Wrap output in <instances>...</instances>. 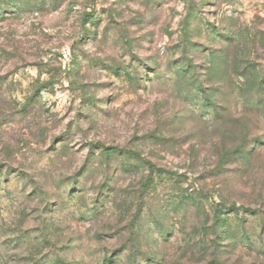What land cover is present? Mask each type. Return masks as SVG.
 I'll return each mask as SVG.
<instances>
[{"label": "rangeland", "instance_id": "rangeland-1", "mask_svg": "<svg viewBox=\"0 0 264 264\" xmlns=\"http://www.w3.org/2000/svg\"><path fill=\"white\" fill-rule=\"evenodd\" d=\"M0 264H264V0H0Z\"/></svg>", "mask_w": 264, "mask_h": 264}, {"label": "trees", "instance_id": "trees-1", "mask_svg": "<svg viewBox=\"0 0 264 264\" xmlns=\"http://www.w3.org/2000/svg\"><path fill=\"white\" fill-rule=\"evenodd\" d=\"M111 149L112 148H110V147H107V148H105V151L107 152V153H110L111 152ZM145 164L147 165V167H148V170H149V174L147 175V177H146V179H145V182H144V185H145V187L150 183V181H151V173L153 172V170L155 169V166H154V164L151 162V161H149V160H145ZM241 208H244L245 209V207H241ZM248 209V208H247Z\"/></svg>", "mask_w": 264, "mask_h": 264}]
</instances>
